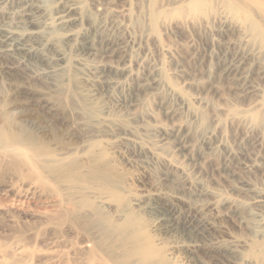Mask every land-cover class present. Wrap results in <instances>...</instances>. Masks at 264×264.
Listing matches in <instances>:
<instances>
[{
  "label": "rangeland",
  "instance_id": "obj_1",
  "mask_svg": "<svg viewBox=\"0 0 264 264\" xmlns=\"http://www.w3.org/2000/svg\"><path fill=\"white\" fill-rule=\"evenodd\" d=\"M191 1L61 0L77 36L55 37L65 66L26 69L0 57V264H143L132 241L160 246L146 219L120 217L150 190L202 192L201 203L228 214L205 231L202 263L232 264L208 244L216 238L240 247L237 264H264V236L241 223L249 213L264 220V16L246 0H210L192 16ZM230 3L253 15L251 25ZM76 60L116 68L119 101L100 88L91 99ZM102 105L124 124H90ZM118 137L129 142L113 144ZM126 227L133 234L122 241Z\"/></svg>",
  "mask_w": 264,
  "mask_h": 264
},
{
  "label": "bare ground",
  "instance_id": "obj_2",
  "mask_svg": "<svg viewBox=\"0 0 264 264\" xmlns=\"http://www.w3.org/2000/svg\"><path fill=\"white\" fill-rule=\"evenodd\" d=\"M209 1L192 0L190 3L192 13L189 14L194 16V14L202 12L207 2L209 4ZM246 1L257 7L264 16V3L262 1ZM236 7L232 6L231 3L229 5V8L234 11L233 14L238 13L243 18V21H245V24L251 25L252 14ZM71 10L72 8L64 6L61 0H0V57L7 58L20 68L28 69L32 63L49 64L51 62H55L58 67L62 68L65 66L68 56L66 51L57 48V44L54 41L58 40L55 37H60V41L77 38L70 31H67L71 23V12L73 11ZM151 18L153 22H156L158 13H152ZM59 32L62 33L60 34ZM40 38H43V40L46 39L42 45L37 43ZM86 43V52H91L93 50L92 44ZM46 47L54 49L52 57H49L45 53L44 50ZM74 70V75L84 84V92L91 99L95 100L98 98L97 89L100 88L105 91L104 95L109 102L119 101L115 93V90L117 91V83L111 78L116 73V68L103 65L95 69H89L83 67L76 60L74 62ZM111 109V107L104 105L95 108L93 116L89 120L90 124H102L107 127L113 124L123 125L124 120L117 115H112ZM256 120L264 121V117L258 116ZM118 142H129V139L126 137L114 138L113 144ZM89 188L92 189V187ZM115 194L116 192H114ZM87 195H91L100 205L106 206L108 209L111 208L106 199L98 198L91 191H88ZM204 196V193L199 192L193 193L189 198L184 199L180 195L168 197V195L163 194L159 190H150L142 197L132 199L133 201L130 202L129 211L126 213L122 212L120 218H124L131 223L137 217L146 219L147 229H150L149 232L153 234L151 236L154 243L158 247L163 248L165 258L169 261L165 262L163 260V255H161L159 249L160 247H155L151 244V241L143 240V243H141L142 241L133 240V245L135 244L132 246L133 251L136 252L137 250L136 253L140 256L143 264H147L146 262L153 261L154 259L158 260L155 264H204L198 258L199 249L204 246V233L206 230L215 228L213 222L214 217H217L219 214L221 216L228 215L227 213H220V208L217 203H201L200 198ZM174 203H182L188 206L193 211V216L191 218H182L180 211L171 206ZM241 223L250 225L257 237L262 238L264 236V220L257 215L249 213L241 218ZM126 228L125 231L123 230L124 232L122 231V241H127L129 239L128 237L133 234V231L128 229V227ZM207 242L213 249L221 250L222 248L228 258V262L232 264H237L242 257L243 252L235 243L225 244L216 238L208 240Z\"/></svg>",
  "mask_w": 264,
  "mask_h": 264
}]
</instances>
